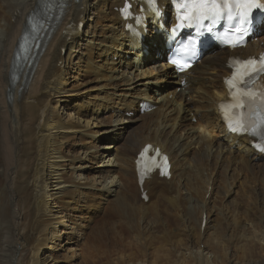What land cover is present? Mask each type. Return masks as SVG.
Returning <instances> with one entry per match:
<instances>
[{
	"label": "bare ground",
	"instance_id": "6f19581e",
	"mask_svg": "<svg viewBox=\"0 0 264 264\" xmlns=\"http://www.w3.org/2000/svg\"><path fill=\"white\" fill-rule=\"evenodd\" d=\"M64 3L59 11L43 0H0V264H57L64 241L83 246L82 264H210V252L214 264H226L229 255L238 264L255 256L248 264H264V246L255 251V240H264L257 215L264 210V155L250 138L229 133L219 107L228 58L259 53L264 35L241 51L207 52L188 73L176 75L164 62L159 18L144 0L133 3L134 14L149 24L147 33L136 27L141 42L126 27L134 23L121 12L127 0ZM159 4L168 18L163 23L173 21L168 1ZM92 16L109 20L100 39L96 25L87 24ZM70 66L108 87L93 100L90 92L68 89ZM145 101L157 110L137 116ZM106 105L116 118L104 127L93 120ZM145 143L162 148L172 163L171 178L145 181L147 199L135 164ZM236 163L248 173L244 211L241 202L223 207L233 183L222 176L217 184L214 175L217 165L226 173ZM75 169L83 183L67 178Z\"/></svg>",
	"mask_w": 264,
	"mask_h": 264
},
{
	"label": "snow or ice",
	"instance_id": "6c2138e0",
	"mask_svg": "<svg viewBox=\"0 0 264 264\" xmlns=\"http://www.w3.org/2000/svg\"><path fill=\"white\" fill-rule=\"evenodd\" d=\"M179 7L185 8L188 15H183L179 17L181 23L178 27H192L197 28L205 27V22L207 23V30L212 31V26L226 21L231 27L225 32V37H231L229 41L231 46H236L241 37H243L248 26L251 24V12L254 7L264 9V4H258L257 0H185L183 5ZM121 12L128 16L130 15L129 7L121 9ZM187 23H184V22ZM176 29H173L175 31ZM189 43L192 45V49L189 50ZM182 44L181 47L177 49L178 56L173 59V63L183 70L187 65L181 63V57L185 55H195V41ZM261 63L259 67H256V60L249 59L246 61H236L233 64L235 69L233 76L227 79L230 89L232 90V95L234 97L238 95H251L249 92L242 93V87L238 86L241 82L246 83L250 81L255 76H258L261 71H264V57L260 58ZM251 69V71H249ZM264 96V93L261 94ZM264 104V101H262ZM222 107H224L222 105ZM262 130H264V115L260 117ZM232 130H237L233 128ZM245 130L247 128L245 127ZM255 131L254 129L252 130ZM151 146L145 148L144 152H147ZM261 150H264L262 148ZM144 153H141L143 158ZM164 161H167V157H163Z\"/></svg>",
	"mask_w": 264,
	"mask_h": 264
},
{
	"label": "rangeland",
	"instance_id": "374dc122",
	"mask_svg": "<svg viewBox=\"0 0 264 264\" xmlns=\"http://www.w3.org/2000/svg\"><path fill=\"white\" fill-rule=\"evenodd\" d=\"M109 19V18H108ZM98 20H100V19H97V17L96 16H92V18L90 19V21H88V23L87 24H90V25H93L94 24V26L96 25V34L99 36H97L99 39L101 38L100 37V35L102 36V34L104 33V31H101V27L102 26H104L105 24H109L108 22H109V20H106V19H101V21L103 22V23H100ZM99 22V23H98ZM104 24V25H103ZM101 25V26H100ZM107 29L108 28H106V32H107ZM262 35H264V34H262ZM128 55V54H127ZM95 58L96 59H98L99 57L97 56V53L95 54ZM128 59H129V57H127ZM114 61H118V58H115L114 59ZM69 70H70V74H69ZM74 70H75V72L77 71V68H74ZM79 70V69H78ZM74 71H73V67L72 66H70L69 67V69H68V72H67V77H66V82H65V86L66 87H68V89L69 88H71V86L72 87H74V89H79V90H81L80 91V93H84L85 95H87L88 94V92H90L91 94H90V99H92L93 100V98H92V94H98V93H101V91H103V90H106V88L108 87V86H106L105 87V85H106V82H103V81H101V80H99V79H95V77L94 76H92L91 74L89 75L88 73L87 74H85L83 71H79V73H81V74H76ZM84 76H83V75ZM74 75H79L80 76V78H81V81L79 82V83H76L75 81H73L74 79H73V77H71V76H74ZM70 80L72 81V82H70ZM142 80L143 81H146L147 79H146V77L145 78H142ZM83 83V85H81V86H79V84L80 83ZM161 84H166L165 82H162V83H159V85H161ZM79 86V87H78ZM78 87V88H77ZM93 87V88H92ZM103 87H105V88H103ZM113 90H115V89H113ZM162 91H163V89H162ZM165 91H167V90H165ZM73 92H76V91H73ZM72 95H75L74 93L72 94ZM65 97H64V95H60L59 97H57V99H64ZM171 98V97H170ZM192 100V98H190L189 96H187L186 97V101L188 102V101H191ZM73 103V102H72ZM157 104H155V108H154V110L153 111H155V110H157L156 108H157ZM63 107V104H62V106H61V108ZM101 110V109H100ZM64 111L65 112H63L61 109H60V113H64V114H66V115H63V117H67V114L69 113V111L68 110H66V109H64ZM151 112V111H150ZM134 114L135 113H130V114H127V116L128 117H132V116H134ZM140 114H142V113H140V111H137V116H139ZM111 115V116H110ZM115 112H113V111H111L109 108H108V106L106 105V108L104 109V110H101V112H100V114H99V116H98V119H96V120H93V121H95V122H99V120H102V122H104V127H107V126H109L110 125V122L112 121L113 123L112 124H115L114 123V121L113 120H115ZM78 116V114L76 115V117ZM91 115H89L88 117H90ZM113 117V118H112ZM112 118V119H111ZM189 121L192 123V124H196V122H197V119L196 118H194V117H192V115L191 116H189ZM77 120V119H76ZM106 121V122H105ZM101 124V123H100ZM107 125V126H106ZM136 126H138L137 124H135ZM134 125V126H135ZM135 126V127H136ZM96 129H100V127L99 128H96ZM122 141H120L119 140V143H121L120 145H122V143H123V139H121ZM105 143H107V141H103V142H101L99 145L100 146H104L105 145ZM68 150V152H69V150L70 149H67ZM194 150V149H193ZM101 151H103L102 149H101ZM100 152V151H99ZM98 151H97V154L99 153ZM76 153H78V152H76ZM79 155H81V153H78V155H76L77 157L79 156ZM83 157L85 156V155H82ZM73 158H74V156H72ZM227 159H228V157H227ZM224 166H226V163L225 164H223ZM78 166H80L79 165V163H77L76 162V167H78ZM224 166H222V168L221 167H219V165H217L216 166V171H215V177L216 178H218L217 180H218V182H217V184L221 181V179H222V176H224L225 178H226V180H229V182H232L233 183V185L230 187V191H227V193L229 194V195H227V193L225 194V196H224V201H223V204H224V206L223 207H226V204H231V203H233L234 202V204L235 203H237V202H241V205H242V210L244 211V209L245 208H243V206L245 205L243 202H245L244 201V197L242 196V194H243V192H244V190L246 189V187L245 186H247L246 185V183H245V179H244V177H245V175H247L248 173H247V171L245 170V169H243V168H241V169H239L238 167H239V163H236V170L234 171V172H232V170H230V169H228V171L226 170V173H224L225 171H223L222 169H223V167ZM235 166V165H234ZM75 167V168H76ZM226 168V167H225ZM224 168V169H225ZM69 169V168H68ZM237 169H238V171H237ZM222 170V172H220ZM241 170V171H240ZM229 172V173H228ZM72 173H74V175L72 176V178H70L71 177V174ZM88 173L90 174L91 173V171H88ZM223 173V174H222ZM240 174V175H239ZM221 176V177H220ZM236 178H235V177ZM244 176V177H243ZM67 178L68 179H70L71 181L73 180V178L74 179H77L76 180V183L78 182V183H83L84 182V176L82 175V173H80V171H78V169H75L74 171H69L68 170V175H67ZM236 179V180H235ZM244 179V180H243ZM211 186L212 185H210V188H211ZM240 186V190L238 189V187ZM239 191H240V193H239ZM241 192H242V194H241ZM238 197H237V196ZM218 196V195H217ZM236 196V197H235ZM241 196V197H240ZM211 195H210V192H208L207 193V195L205 196V198L207 199V200H210L211 198ZM216 195L214 196V199H216V201L217 200H219L220 198L219 197H216ZM236 198V199H235ZM214 199H212V200H214ZM241 199V200H240ZM243 199V200H242ZM232 200V201H231ZM234 200V201H233ZM229 202V203H228ZM259 203V202H258ZM222 204V205H223ZM259 206H260V203H259ZM260 208V207H259ZM258 208V209H259ZM225 209V208H224ZM260 210L262 211V209L260 208ZM260 210H258L257 211V215L258 216H261V218H262V221H261V223H262V226L264 225V210L262 211V212H260ZM65 213V212H64ZM261 213V214H260ZM224 218L226 219V216H227V218H229L230 219V215L228 214V211H224ZM228 219V220H229ZM227 220V219H226ZM204 228V227H203ZM258 235V234H257ZM259 236V235H258ZM255 244H256V248H255V251H256V253H261V250H262V246H264V240H255ZM67 243V241H64V246L61 248L62 249V251L61 250H57L58 251V254H59V256H61L60 257V261L57 263V264H71L72 262H73V264H82L83 262H82V256L80 255L81 254V248H83V246L82 245H80V246H77V244H75L74 243V241L73 242H70V243H68L67 245H65ZM67 247H69V249H67L66 250V248ZM231 251L233 252V249L231 250L230 249V253H231ZM205 252V254L206 253H208L209 251H207V250H205L204 251ZM188 253V252H187ZM64 254H67V255H69V256H72L73 255V258L71 259V263L68 261V260H65V255ZM189 254V253H188ZM207 256H209V258H210V264H214V262H212V259H213V257H214V254L212 253V252H210ZM229 256H231V259H229L228 261H227V263L226 264H238L239 263V260L237 259H235V257H233L232 255H229ZM256 258H258V256H255V258L253 259V257L252 258H248V257H245V260H240V263L241 264H248V261H250L251 263L252 262H254L255 260H256ZM94 259V257L92 258V260ZM246 259H248V261L246 260ZM106 261H103V263H105ZM96 263V261L95 262H93L92 261V263L91 264H95ZM219 263H221V259L218 261V262H216V264H219Z\"/></svg>",
	"mask_w": 264,
	"mask_h": 264
}]
</instances>
